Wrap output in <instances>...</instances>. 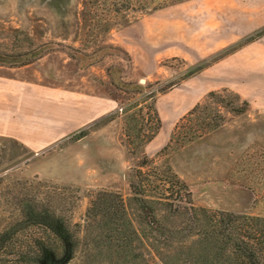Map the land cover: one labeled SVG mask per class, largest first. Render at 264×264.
<instances>
[{
    "label": "rangeland",
    "instance_id": "rangeland-1",
    "mask_svg": "<svg viewBox=\"0 0 264 264\" xmlns=\"http://www.w3.org/2000/svg\"><path fill=\"white\" fill-rule=\"evenodd\" d=\"M83 2L0 0V66H4L0 70L73 92L118 97L112 112L82 128L86 134L96 130L84 141L77 137L79 130L37 152L0 137V233L24 218L23 209L35 207L70 230L76 247L66 264L130 260L132 253L126 259L113 253L110 239L100 234L105 219H89L88 208L102 191L130 200V176L139 170L140 158L131 157L126 133L148 134L155 122L148 107L152 100L146 97L150 89L145 93L133 89L157 81L152 89L174 85L157 93L163 126L138 155H149L162 168L169 166L191 186L197 207L264 215V0H168L160 9L125 11L127 22L120 21L109 33L84 26ZM82 43L88 51H99L91 57L77 53L81 59L75 61L67 46ZM108 44L123 47L132 60ZM103 56V61L90 65ZM212 57L215 60L199 74L184 78L197 69L196 64ZM178 81L183 86L177 87ZM223 88L249 99L251 110L240 116L223 110L227 121L219 129L183 147L176 138L162 152L177 122L197 103H205L210 91ZM163 192L167 194L164 190L157 194ZM156 200L164 224L185 226L183 216L171 215L164 199ZM130 217L138 228L147 227L131 207ZM46 230L59 244L52 230ZM32 232L39 230L27 233ZM140 240L139 259L127 264H164L157 251L150 254L151 241L144 233ZM176 257L170 264H177Z\"/></svg>",
    "mask_w": 264,
    "mask_h": 264
},
{
    "label": "trees",
    "instance_id": "trees-1",
    "mask_svg": "<svg viewBox=\"0 0 264 264\" xmlns=\"http://www.w3.org/2000/svg\"><path fill=\"white\" fill-rule=\"evenodd\" d=\"M167 2L168 0H84V26L89 31L109 33L120 21L127 22V19H124L125 11L156 10L166 6ZM67 47L72 50L69 55L75 61L81 59L77 53L91 57L99 51H88L84 43ZM108 47L117 49L123 54L122 57L132 60L129 52L123 47L114 44H108ZM103 60L104 56L90 62V65ZM171 60L179 58L173 57ZM213 60L215 57L202 60L194 66L197 69L189 75L185 73L184 78L199 74ZM109 70L107 68L108 73ZM179 82L175 83L176 86ZM159 83H148L143 89H133L135 93H145V90L150 89L146 97L152 100L148 107L154 114L155 122L151 128H147L150 129L148 134L143 135L142 130L135 136L126 133L131 157L140 158L136 164L139 170L132 172L130 176V200L127 201L121 194L112 191H102L91 201L88 208L89 219H105L103 227L100 228L104 230L100 234L110 239L113 253H117L119 259H126L129 254H133L132 258L124 260L123 264L139 259L136 252L139 247L137 242L141 241L143 233L151 241L150 254L157 251L164 264H170L171 258L176 254L177 264H264V215L197 207L192 199L191 186L181 180L169 166L162 168L156 165L155 159L149 155H138L139 152H144L145 143L150 142L162 127L156 106L157 93L165 92L174 84L152 89ZM117 87L126 91L122 86ZM112 97L118 101L116 95ZM251 107L249 99L229 88L212 90L208 93L205 103H197L177 122L161 151L169 150L176 138L179 139L180 147H183L219 129L227 121L223 110L240 116L249 112ZM85 134V131H81L77 137ZM143 168L147 171L144 172ZM152 178L164 186L161 188ZM161 190L167 194H157ZM156 199H164L171 215L183 216L185 226L176 228L164 224L157 214ZM130 207L138 212L141 223L147 227L138 228L135 225V220L130 217ZM23 211L25 219L22 218L10 227V230L0 233V264H66L72 258L76 247L68 233L70 230L67 228V231L61 220L49 216L47 211H38L35 207ZM34 228L39 232L27 233ZM46 229L52 230L59 244L52 242ZM59 236L64 241V249Z\"/></svg>",
    "mask_w": 264,
    "mask_h": 264
},
{
    "label": "crops",
    "instance_id": "crops-1",
    "mask_svg": "<svg viewBox=\"0 0 264 264\" xmlns=\"http://www.w3.org/2000/svg\"><path fill=\"white\" fill-rule=\"evenodd\" d=\"M5 71L0 70V137L24 143L37 152L77 134L117 105L113 97L47 86L8 76ZM94 132L81 136L80 141L89 139Z\"/></svg>",
    "mask_w": 264,
    "mask_h": 264
},
{
    "label": "water",
    "instance_id": "water-1",
    "mask_svg": "<svg viewBox=\"0 0 264 264\" xmlns=\"http://www.w3.org/2000/svg\"><path fill=\"white\" fill-rule=\"evenodd\" d=\"M141 82H143V83L146 82V79L145 78H142L141 79Z\"/></svg>",
    "mask_w": 264,
    "mask_h": 264
}]
</instances>
